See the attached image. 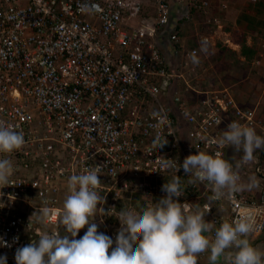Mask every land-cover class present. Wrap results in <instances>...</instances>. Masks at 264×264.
Here are the masks:
<instances>
[{
	"label": "built area",
	"instance_id": "1",
	"mask_svg": "<svg viewBox=\"0 0 264 264\" xmlns=\"http://www.w3.org/2000/svg\"><path fill=\"white\" fill-rule=\"evenodd\" d=\"M176 3L179 13L168 33L170 44L180 43L179 27L194 20L192 12L211 8L210 0L196 1L189 9H184L187 0ZM148 6L155 12L153 21L126 25ZM170 12L171 0H0V121L25 138L23 148L7 156L14 172L9 184L0 186V239L7 244L0 245V256L7 257V264H16V250L38 242L43 233L67 234L59 217L68 181L86 170L99 174L105 203L98 208L105 214L93 222L98 233L113 240V247L122 227L120 208L129 200L130 189L135 187L148 200L161 199L167 195L162 186L174 176H179L184 190L174 199H197L198 191L208 197L203 209L213 224L210 240L224 222L245 216L254 224L251 235L264 234V167L259 152L240 167L252 168L258 176L257 201L237 192L217 199L207 181L191 188L193 177L179 166L198 152L219 153L231 163L228 146L219 139L232 121L264 136V103L241 108L224 90L190 106L178 92L174 102L193 139L183 142L163 96L176 79L183 81L186 91L194 90L186 72L200 63L201 52L192 48L179 70L170 71L157 43L169 27ZM210 37L204 34L201 39ZM158 137L161 144L167 140L163 147L158 148ZM164 158L176 161V167L165 170ZM45 207L49 215L41 223L38 218ZM146 207L152 203L147 201Z\"/></svg>",
	"mask_w": 264,
	"mask_h": 264
},
{
	"label": "clouds",
	"instance_id": "2",
	"mask_svg": "<svg viewBox=\"0 0 264 264\" xmlns=\"http://www.w3.org/2000/svg\"><path fill=\"white\" fill-rule=\"evenodd\" d=\"M158 141L159 137L158 148L167 143V140L163 144ZM219 143L243 153L237 168L252 162L257 150H264V136L258 135L254 128L235 121L227 125ZM24 145L23 133L0 121V154L5 157L0 158V186L8 185L14 172L7 156L21 150ZM161 163L165 170H171L177 164L166 158ZM179 166L186 175L193 177L190 184L197 181L211 184L217 199L243 187L238 171L230 162L220 158L219 153L213 156L198 152L187 156ZM100 185L96 170L72 175L59 217L60 225L67 234L43 233L38 242L16 250V264H198L199 254L208 250L211 264H216L230 249L234 250L228 257L230 264H264V251L253 247L247 239L254 231L251 218L245 216L233 223L224 222L216 229L214 239L210 240L205 233L212 230L213 224L206 222V213L199 208L189 211L174 199L184 194L179 176H174L162 186L167 195L154 207L139 214L125 210L119 212L122 227L113 247V240L98 233V226L93 222L98 214H105L103 207L98 208V205L105 203V197L100 194ZM258 186L259 182L250 177L247 187ZM48 215L49 210L45 207L38 218L39 222H46ZM86 225L88 227L83 237L75 239ZM0 245L7 246L2 239ZM0 264H7L6 256H0Z\"/></svg>",
	"mask_w": 264,
	"mask_h": 264
},
{
	"label": "crops",
	"instance_id": "3",
	"mask_svg": "<svg viewBox=\"0 0 264 264\" xmlns=\"http://www.w3.org/2000/svg\"><path fill=\"white\" fill-rule=\"evenodd\" d=\"M196 1L199 0H187V4L184 9H189L190 5ZM243 1L246 3V5L249 4V2L245 0ZM210 3L211 8L208 12H192L194 15V20L191 22H185L179 27L180 43L170 44L168 42V33L170 31V27L174 25V22H176L177 14L179 13L177 12L179 8L177 6L176 0H171L169 27L164 29L162 34L157 37V43L162 48L163 53L167 55L170 71L179 70L178 66L181 65L185 59V56L192 48H199L201 52L199 59L200 63L198 65H193L191 69L186 72L188 78L190 79V84L194 90L186 91L183 88V81L176 79L171 82L167 92L163 96V101L172 108L175 118V126L182 141L185 143H192L193 139L191 137V132L186 119L180 114L178 105L174 102V94L178 92L181 93L183 100L190 106L196 105L199 101L207 98L213 93H219L224 90H227L231 94L238 106L241 108H250L257 103H264V84H259V81H257L258 79H252L254 84L250 86L249 82L251 81L249 80L251 76L250 74H247L239 82H236V78L233 77L234 74L231 70L225 69L220 71L218 67V63L221 62V64L225 63V65H227V62L231 60H229L230 57H228L227 54L223 53L222 50L224 48L237 53L242 61H246V58L244 55H242L243 44H245L251 49L256 50L257 54L253 59L252 64L253 67L255 66L254 69L257 70L260 76H262V73L264 72V40H259V42L256 43L253 39H251V37H249V40L245 43L237 41V39H235V28H233L232 25H229L228 23L229 18L232 15H236L237 12H213L214 9H218V7H215L217 2L216 0H210ZM222 3L223 5L225 4L227 8H229V0H224ZM246 13L249 15L253 14V12ZM154 18L155 12L151 6H148L144 9L143 13L139 17L127 19L125 23L126 25L140 27L142 20L146 19L153 21ZM217 22H219V24ZM204 34H211V37L208 41L201 39L202 35ZM258 59H261L260 65L255 64L256 60ZM261 109H264V107ZM227 150L233 167L238 169L240 172V183L243 185L240 190L235 192L245 196L249 200L257 201L259 190L258 187L248 188L247 184L250 177H254L259 182L258 176L255 174L252 168H237V165L240 163L241 156L243 155L242 152L237 153L230 146H228ZM257 152L260 153L261 163L264 167V150H257ZM257 152H255L254 155H256ZM21 174H24V172H21ZM189 186L194 188L193 184H189ZM135 189V187H132L126 194V197L129 200L125 201V203L121 205V211H126L129 209L132 212L139 214L147 208V201H150L152 203V207H154L155 203L160 200L158 198L148 200L145 196L138 194ZM177 201L182 204V207H187L189 211H195L197 208L204 211L203 205L206 202H209L208 197L206 195L203 196L201 191H198L197 199L189 195L188 199ZM205 220L206 222H211V217L207 213ZM86 231L87 228L86 230L83 228V231L80 234V230L75 239H79V237L82 238ZM210 233L211 231L205 233V235L209 238ZM69 238L72 239L71 236H69ZM247 239L253 247L264 251V234L261 236H254L250 234ZM233 251L226 252L225 256H221L216 264H230L228 257ZM209 257L210 250L199 254L198 264H211Z\"/></svg>",
	"mask_w": 264,
	"mask_h": 264
},
{
	"label": "rangeland",
	"instance_id": "4",
	"mask_svg": "<svg viewBox=\"0 0 264 264\" xmlns=\"http://www.w3.org/2000/svg\"><path fill=\"white\" fill-rule=\"evenodd\" d=\"M223 1L224 0H216L217 4L215 7H218V9H214L213 12H237V14L232 15L228 21L229 25L231 24L232 27L235 28V39H237V41L245 43L249 40V37H251L256 43L259 42V40H264V9L258 12L256 8H248L243 0H229L230 5L229 8H227L225 4L223 5ZM246 12H253V14L249 15ZM222 51L224 54H227V56L230 57L229 60H231L227 62V65H225V63L221 64V62L218 63L220 71L225 69L231 70L234 74L233 77L236 78V82H239L247 74H250V86L254 84L252 79H258L257 81H259V84H264V72L262 73V76H260L257 70L254 69L255 66L253 67L252 64L255 57L250 60L246 59V61H242L237 53L225 48ZM87 227L88 226L86 225L84 230H86ZM82 231L83 229H81L80 234Z\"/></svg>",
	"mask_w": 264,
	"mask_h": 264
},
{
	"label": "trees",
	"instance_id": "5",
	"mask_svg": "<svg viewBox=\"0 0 264 264\" xmlns=\"http://www.w3.org/2000/svg\"><path fill=\"white\" fill-rule=\"evenodd\" d=\"M247 7L249 8H256L258 12H260L261 10L264 9V1H257L255 3L249 2V4L247 5ZM257 54L256 50L251 49L250 47H248L247 45L243 44V48H242V55H244V57L248 60L252 59L253 57H255Z\"/></svg>",
	"mask_w": 264,
	"mask_h": 264
}]
</instances>
